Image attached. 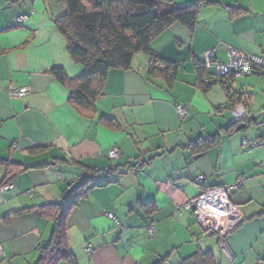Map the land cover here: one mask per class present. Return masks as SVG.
<instances>
[{"label":"crops","instance_id":"crops-1","mask_svg":"<svg viewBox=\"0 0 264 264\" xmlns=\"http://www.w3.org/2000/svg\"><path fill=\"white\" fill-rule=\"evenodd\" d=\"M207 4L214 8L198 13L192 29L175 22L150 42L160 69L166 61L178 64L173 77L162 70L148 74L149 56L138 52L130 68L108 71L87 117L49 71L83 72L56 28L65 0H0V159L11 161L14 172L13 187L0 188V264H36L54 220L34 208L61 202L84 183L64 217L71 256L51 264H264V105L253 104L252 87L231 81L246 98L249 116H257L235 130L213 65L203 71L205 84L196 63L209 50L212 62L224 63L230 47L264 56V43L244 22L251 12L243 0ZM10 85L28 92L11 97ZM112 146L116 158L108 155ZM137 161L139 169L126 170ZM110 166L116 170L106 174ZM199 175L204 185L242 179L229 194L242 218L224 247L182 207L199 193ZM5 176L0 163V182Z\"/></svg>","mask_w":264,"mask_h":264},{"label":"trees","instance_id":"trees-1","mask_svg":"<svg viewBox=\"0 0 264 264\" xmlns=\"http://www.w3.org/2000/svg\"><path fill=\"white\" fill-rule=\"evenodd\" d=\"M204 2L220 1L192 0L176 4L175 0H65L66 11L56 18L55 24L66 39L68 54L72 60L82 65L83 72L69 77L61 67H53L49 71L60 84L70 90L69 102L74 109L82 115L92 117L95 102L103 93L108 71L130 68L136 53L148 54V74L162 70L166 76H174L178 64L166 61L165 67L160 69L157 65L159 56L151 48L150 42L175 22L192 29ZM196 63L201 74L200 82L207 84L202 78L205 71L203 61ZM253 73L264 74V70H255ZM216 79L223 86L229 107L238 102L248 107L246 98L233 90L230 83L233 78L231 81L227 80L229 83L224 79ZM262 114L264 116V112ZM213 139L202 140L199 144L208 146L214 143L216 137ZM0 163L5 167L6 175L0 182L1 188L12 179L14 172L11 171V161L0 159ZM15 166L19 167L18 164ZM130 167L132 166L128 168ZM113 170H116V166L108 167L105 173L110 174ZM83 186L85 183L69 191L61 202L45 203L34 208L36 213L51 216L54 220L50 239L38 246L39 257L36 264H51L58 259L70 258L71 253L66 247L64 217L83 195ZM27 209L29 208L20 211ZM262 211L264 212V208Z\"/></svg>","mask_w":264,"mask_h":264},{"label":"built area","instance_id":"built-area-1","mask_svg":"<svg viewBox=\"0 0 264 264\" xmlns=\"http://www.w3.org/2000/svg\"><path fill=\"white\" fill-rule=\"evenodd\" d=\"M227 56L226 62L214 63L212 62V50L205 52L203 60L204 68L207 69L213 65L214 72L212 75L214 78L224 79L228 83L237 75H249L255 70H264V58L261 56L249 54L232 47L228 49ZM204 80L207 81V77ZM7 91L11 97L20 98L28 92V88L26 86L14 87L10 85L7 87ZM176 109L179 117L183 118L186 116V111L183 106L178 104ZM230 110L234 123L248 120V110L242 102L236 103ZM242 143H246V140L243 139ZM118 154L119 150L116 146H112L108 151V155L112 158H116ZM140 167L141 162L137 161L134 166L127 169L137 170ZM203 180L204 177L202 175L194 179L196 186L199 188V193L184 202L182 207L192 214L195 222L201 229L218 235L220 245L224 247L225 237L235 229L242 218L238 205L232 202L229 196L233 190L240 186L242 179L238 178L234 183L224 185H204ZM12 187L13 183L8 182L1 189H9ZM26 193L30 194V190ZM107 216L114 222H117V218L113 213H108ZM147 230L152 234L154 228L152 225H149ZM1 253L2 249L0 247Z\"/></svg>","mask_w":264,"mask_h":264},{"label":"rangeland","instance_id":"rangeland-1","mask_svg":"<svg viewBox=\"0 0 264 264\" xmlns=\"http://www.w3.org/2000/svg\"><path fill=\"white\" fill-rule=\"evenodd\" d=\"M188 1L192 0H175L176 4H184ZM224 3H231L233 5H237L238 1L241 0H220ZM243 5L248 6L251 13H256L254 15H251V13H248V17L246 18V22L249 26H253V34L258 39V42L264 43V0H243ZM214 6L208 5L206 2L202 4L200 7V13H204L206 11H210ZM202 9V10H201ZM252 18H255L254 20H251ZM255 27H258L255 29ZM226 36V35H225ZM246 53H249L248 51H245ZM251 54V53H249ZM257 56H262L260 54H257ZM264 58V56H262ZM251 78H254L251 80ZM261 78H263L261 80ZM248 80H251V82H248ZM233 86L241 87H247L248 89L252 87V102L255 106H262L264 105V76L262 75H237L233 77L232 79ZM248 83H252V86L248 85ZM250 90V89H249ZM250 117V116H249ZM246 123L249 122V118ZM238 125L239 123H235Z\"/></svg>","mask_w":264,"mask_h":264},{"label":"water","instance_id":"water-1","mask_svg":"<svg viewBox=\"0 0 264 264\" xmlns=\"http://www.w3.org/2000/svg\"><path fill=\"white\" fill-rule=\"evenodd\" d=\"M257 119V116H250L249 117V122H240L237 126L235 130H241L244 129L247 125L250 124V121H255ZM234 123V121H231V124Z\"/></svg>","mask_w":264,"mask_h":264}]
</instances>
